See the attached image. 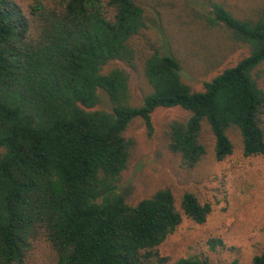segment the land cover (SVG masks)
<instances>
[{
	"label": "trees",
	"instance_id": "1",
	"mask_svg": "<svg viewBox=\"0 0 264 264\" xmlns=\"http://www.w3.org/2000/svg\"><path fill=\"white\" fill-rule=\"evenodd\" d=\"M198 1L203 9L177 14L180 47L245 52L202 90L188 83L172 32L169 51L157 41L140 56L143 0H0V264H212L163 252L184 219L207 222L210 204L170 188L135 201L124 180L136 147L127 131L140 120L151 136L160 108L188 114L165 132L186 169L238 149L264 156V0ZM100 92L109 109H98Z\"/></svg>",
	"mask_w": 264,
	"mask_h": 264
},
{
	"label": "rangeland",
	"instance_id": "2",
	"mask_svg": "<svg viewBox=\"0 0 264 264\" xmlns=\"http://www.w3.org/2000/svg\"><path fill=\"white\" fill-rule=\"evenodd\" d=\"M234 1L243 7L250 0ZM143 2L150 30L134 41L140 56L150 52L157 41L164 52L169 51L172 32L175 47L183 56L185 77L195 89L202 90L205 81L236 64L245 53L243 47H233L230 43L213 42L206 47L207 43L203 42L202 46L195 45L188 50L180 47L187 35L177 24L180 21L177 14L184 4L203 9L198 0ZM162 31H167L168 39L162 37ZM220 61L221 65L214 69ZM114 66L125 67L123 63H114ZM131 72L134 95L141 103L143 94L138 77ZM100 96L98 109H109L107 96L103 92ZM187 116L180 108L157 109L152 115L151 136L140 120L130 126L127 136L135 140L136 147L124 180L135 185V201L159 189L170 188L177 197L194 192L202 202L210 204L212 211L207 222L199 225L184 219L164 246L165 254L204 255L212 264H232L236 259L251 264L253 258L264 251V156L245 157L238 149L223 162H215L209 156L202 166L182 167L180 158L168 150L165 132L168 122ZM220 240L223 245L218 243Z\"/></svg>",
	"mask_w": 264,
	"mask_h": 264
}]
</instances>
